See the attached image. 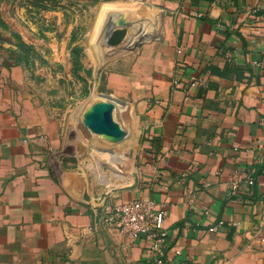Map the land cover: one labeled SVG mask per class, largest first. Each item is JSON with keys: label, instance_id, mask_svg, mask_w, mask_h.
Returning <instances> with one entry per match:
<instances>
[{"label": "crops", "instance_id": "crops-1", "mask_svg": "<svg viewBox=\"0 0 264 264\" xmlns=\"http://www.w3.org/2000/svg\"><path fill=\"white\" fill-rule=\"evenodd\" d=\"M134 2L130 23L146 25L103 73L104 90L130 105V162L121 172L116 160L115 182L97 186L64 171L23 67L6 61L1 3L0 264H157L147 238L103 224L109 208L139 198L166 210L163 264H264V167L248 150L258 141L264 151V68L254 64L264 61V0ZM198 77L208 86H192ZM234 175L255 184L230 196Z\"/></svg>", "mask_w": 264, "mask_h": 264}, {"label": "rangeland", "instance_id": "rangeland-1", "mask_svg": "<svg viewBox=\"0 0 264 264\" xmlns=\"http://www.w3.org/2000/svg\"><path fill=\"white\" fill-rule=\"evenodd\" d=\"M2 2L8 20L4 28L11 34L6 61L23 67L27 91L39 100L59 137L57 157L63 162L64 171L85 173L94 186L103 183L104 178L115 182V161L121 172L126 169L122 166L125 157L130 162L124 147L129 136L111 142L92 133L84 128L81 111L87 101L89 105L104 99L128 104L104 90L103 73L110 62L130 51L125 52L133 35L130 30L146 25L130 23L129 14H137V3L0 0V5ZM101 31L104 35L99 38ZM20 41L26 46H20ZM115 119L122 123L120 114L115 113ZM106 149L113 150L118 158L101 153ZM82 179L78 178V182L83 183Z\"/></svg>", "mask_w": 264, "mask_h": 264}, {"label": "built area", "instance_id": "built-area-1", "mask_svg": "<svg viewBox=\"0 0 264 264\" xmlns=\"http://www.w3.org/2000/svg\"><path fill=\"white\" fill-rule=\"evenodd\" d=\"M213 1L220 2L221 0ZM227 62H233L232 55L227 57ZM254 64L260 68H264V61L255 62ZM208 83L207 79L198 77L192 79L191 85L207 87ZM251 144L254 147L249 146L248 150L255 151L256 158L254 162L264 167V151L260 147L259 142L253 141ZM243 183L254 186V177L247 175L242 178L239 175H234L230 181L229 195L232 196L237 194ZM166 218V210L160 207L154 200L139 198L125 201L109 208L103 220V224L108 227L116 228L120 234L131 239L147 238L151 254L154 256L156 263L163 264L164 249L168 247L167 234L164 230ZM219 224H222V222H219ZM215 230L216 227L210 228V231ZM175 253L180 254L181 251L176 249Z\"/></svg>", "mask_w": 264, "mask_h": 264}, {"label": "water", "instance_id": "water-1", "mask_svg": "<svg viewBox=\"0 0 264 264\" xmlns=\"http://www.w3.org/2000/svg\"><path fill=\"white\" fill-rule=\"evenodd\" d=\"M116 35L114 33V36ZM112 42L110 38V43ZM115 110L116 106L113 102L98 101L86 110L82 124L85 129L106 137L111 142L121 141L129 136V131L115 119Z\"/></svg>", "mask_w": 264, "mask_h": 264}, {"label": "bare ground", "instance_id": "bare-ground-1", "mask_svg": "<svg viewBox=\"0 0 264 264\" xmlns=\"http://www.w3.org/2000/svg\"><path fill=\"white\" fill-rule=\"evenodd\" d=\"M102 32V31H101ZM104 33V32H103ZM106 34V33H105ZM104 35V34H102ZM100 38H101V35H100ZM104 40V39H102ZM115 104L116 106V110H115V113H118L120 114V118H121V121H122V125L125 126L126 128H130L132 125H133V116H132V112H131V109H130V105L129 104H120V103H117L115 101H111ZM93 105V104H92ZM92 105H83V109L81 111V115H82V118L84 116V113L86 112V110H88ZM86 108V109H85ZM80 112V111H79ZM114 113V115H115ZM134 114V113H133ZM101 153H104V154H113V150H101ZM99 175V174H98ZM100 176V175H99ZM77 188L79 190H81V187L77 184Z\"/></svg>", "mask_w": 264, "mask_h": 264}, {"label": "trees", "instance_id": "trees-1", "mask_svg": "<svg viewBox=\"0 0 264 264\" xmlns=\"http://www.w3.org/2000/svg\"><path fill=\"white\" fill-rule=\"evenodd\" d=\"M19 45L22 46V47H25L26 46V44L23 43V42H21V41H20Z\"/></svg>", "mask_w": 264, "mask_h": 264}]
</instances>
